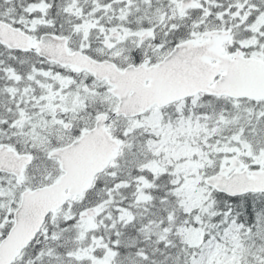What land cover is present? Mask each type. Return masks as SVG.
<instances>
[{
  "label": "snow or ice",
  "instance_id": "1",
  "mask_svg": "<svg viewBox=\"0 0 264 264\" xmlns=\"http://www.w3.org/2000/svg\"><path fill=\"white\" fill-rule=\"evenodd\" d=\"M0 264H264V0H0Z\"/></svg>",
  "mask_w": 264,
  "mask_h": 264
}]
</instances>
